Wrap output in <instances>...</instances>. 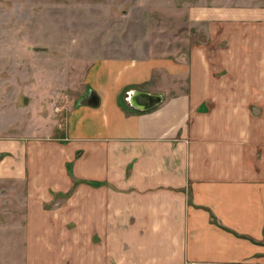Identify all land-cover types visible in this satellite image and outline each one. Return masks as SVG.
I'll return each instance as SVG.
<instances>
[{"label": "crops", "instance_id": "obj_1", "mask_svg": "<svg viewBox=\"0 0 264 264\" xmlns=\"http://www.w3.org/2000/svg\"><path fill=\"white\" fill-rule=\"evenodd\" d=\"M237 18L35 96L37 125L0 141L28 264H264V10ZM90 85L100 104L76 106ZM131 90L163 100L136 109Z\"/></svg>", "mask_w": 264, "mask_h": 264}, {"label": "rangeland", "instance_id": "obj_2", "mask_svg": "<svg viewBox=\"0 0 264 264\" xmlns=\"http://www.w3.org/2000/svg\"><path fill=\"white\" fill-rule=\"evenodd\" d=\"M263 10L264 0H0V135L7 134L0 141L37 125L35 96L43 88L51 97L59 92L51 87H79L96 59L175 54L204 38L205 25L216 18L243 16L246 26ZM21 191L18 181L0 180V264L30 259L18 228Z\"/></svg>", "mask_w": 264, "mask_h": 264}, {"label": "water", "instance_id": "obj_3", "mask_svg": "<svg viewBox=\"0 0 264 264\" xmlns=\"http://www.w3.org/2000/svg\"><path fill=\"white\" fill-rule=\"evenodd\" d=\"M127 100L136 109L150 110L162 102L163 95L160 93H150L148 91L131 90ZM79 102L81 104L96 107L100 104V97L94 89H91L87 95H83Z\"/></svg>", "mask_w": 264, "mask_h": 264}]
</instances>
